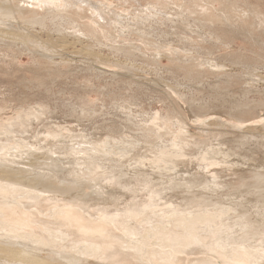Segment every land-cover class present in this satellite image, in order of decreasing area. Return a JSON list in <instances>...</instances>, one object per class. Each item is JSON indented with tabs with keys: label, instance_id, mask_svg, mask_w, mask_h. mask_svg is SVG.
<instances>
[{
	"label": "bare ground",
	"instance_id": "bare-ground-1",
	"mask_svg": "<svg viewBox=\"0 0 264 264\" xmlns=\"http://www.w3.org/2000/svg\"><path fill=\"white\" fill-rule=\"evenodd\" d=\"M10 1L0 0V22L7 29L0 30L1 44L19 42L53 63L57 57L70 65L75 60L66 58L73 55L88 61L96 74H100L99 66L109 63V54L102 55L105 51L100 40H109L107 35L118 40L121 32L135 28L147 36L148 28L156 26L151 34L171 43L151 44L173 51L174 42H184L194 50L193 45L200 46L190 42L191 35L200 39L205 30L209 35L212 29L206 23L213 26L222 17L227 22L249 17V12L241 14L234 9L231 0H148L147 10L136 16L128 11L118 14L117 8L108 9L103 0H15L46 9L41 21H28L21 17L25 10L11 6ZM135 1L139 6L142 3ZM171 4L178 8L173 14L165 11ZM54 13H59L54 20L62 22L54 32H60L58 26H73L79 35L61 32L53 37L44 27L34 34L21 33V29L42 26L46 16L54 17ZM252 13L260 15L257 10ZM192 14L195 20L189 18ZM81 21L86 23L80 25ZM14 24L19 29H12ZM157 29L164 36L157 35ZM43 34L45 41L40 37ZM142 34L136 37L149 43ZM184 44L178 46L190 51ZM132 50L124 46L108 51L114 58L118 53L131 56L138 49ZM168 58L180 66L191 64ZM111 64L123 66L118 60ZM125 74L139 76L131 70ZM79 105L82 116L72 110L69 120L37 104L13 112L6 121L0 119V264H264V217L256 211L258 206L251 207L254 213L249 215L240 214L237 207L252 197L233 196L226 207L207 210L196 192L201 190H193L196 182L218 189L225 170L223 160L216 161L204 151L190 154L193 147L186 138L164 147L142 145L138 139L149 140L151 134L160 137L159 130L166 126L156 124L153 116L145 123H151L154 132L137 123L133 129L140 131L139 136L102 142L95 132H80V122L92 115L94 108L86 102ZM71 118L76 119L75 125L67 123ZM230 170L235 175L240 172Z\"/></svg>",
	"mask_w": 264,
	"mask_h": 264
},
{
	"label": "rangeland",
	"instance_id": "rangeland-1",
	"mask_svg": "<svg viewBox=\"0 0 264 264\" xmlns=\"http://www.w3.org/2000/svg\"><path fill=\"white\" fill-rule=\"evenodd\" d=\"M12 1L11 6L25 10L21 16L25 20L41 21L46 14L44 6L36 3L17 4L15 0ZM140 1L142 3L139 6L135 0H130L129 3L123 0H103L108 3V9L117 8L115 10L118 14L128 11L134 16L147 10L145 5L148 0ZM230 3L241 14L242 11L249 12V17L240 20L231 18L230 22L222 17L215 21L214 28L206 23L212 29V34L208 35L209 32L205 30L200 39L190 34L193 39L190 42L198 44L201 50L196 45H193L192 50V46L184 42L180 45L174 42L176 48L173 51L170 48L160 49L153 44L163 46L171 42L167 38L154 37L156 33L151 34L156 26L148 28L150 32L147 36L135 28H128V33H131L121 32L120 36H115H119L118 40H111L109 35V40L100 38L105 51L102 55L106 57L109 54L107 66H99L100 74L90 68L88 61L73 55L68 54L66 58L69 61L75 60L70 65L57 57L53 63L39 57L34 53L35 50H26L19 42L9 43L6 40V45L0 43V119L6 121L13 112L12 115L27 105L37 104L48 107L61 119L69 120L72 110L82 116L79 104L86 102L94 110L92 115H86L84 121L80 122L83 126L80 132L91 135L95 132L97 138H102V142L110 143L119 139H132L130 135L133 134L139 136L140 131L133 129L137 128V123L143 130L147 131V127H150L154 132L155 127L151 123H145L153 116L156 124L166 126L159 130L160 137L151 134L149 140L138 139L142 145L164 147L173 140L181 141L186 138L193 147V151L188 150L190 154L204 151L216 161L223 160L221 167L225 170L220 174L223 180H219L222 183L218 189L203 187L201 182H196L193 189L201 190L196 192L203 198L201 203L207 210L224 208L236 197H252L253 202L237 204L239 213L253 214L251 207L258 206L256 211L259 210V214L262 213L261 216L264 217V0H231ZM26 10L35 11L38 15L32 13L31 16ZM252 10H257L260 15L255 16ZM165 11L173 14L178 8L171 4ZM52 15L46 16L44 24L41 22L42 26L37 25L30 31V27L27 30L21 29V33L34 34L37 33L35 30L44 27L43 31L48 29L51 31L50 35L54 33L53 37L59 36L58 33L61 32L60 35L64 36L79 35L74 32L73 26L67 27L69 29L58 26L60 32H54L53 29L62 22L54 20L59 13H54V17ZM86 15L90 16L88 13ZM189 18L196 19L194 14L189 15ZM84 23L86 22H79L80 25ZM2 24L0 22V30L5 28ZM190 24L193 25V22ZM10 26L14 30L15 27L19 29L17 24ZM157 31V35L164 36V32L162 35L158 29ZM139 34L147 37L146 41L149 43H142L136 37ZM43 35L40 37L45 41L46 36ZM69 40V43L72 42ZM182 44L191 50L184 52L179 47ZM124 46L133 49L132 51L138 50L131 56L118 53L114 58L108 51L113 47ZM72 50L71 47L68 49L69 52ZM169 56L181 63H191L189 66L196 63L198 65L188 69L185 68L189 67L187 65L180 66L170 62ZM116 60L123 66H112L111 63ZM212 63L217 68H211ZM126 70L139 73V76L130 77L125 74ZM172 86L175 87L174 91L170 89ZM70 121L67 122L69 125H75L76 119L71 118ZM62 166L69 168L66 164ZM230 168L240 172L235 175ZM60 175L67 176L66 173ZM258 217L252 218L258 220Z\"/></svg>",
	"mask_w": 264,
	"mask_h": 264
}]
</instances>
